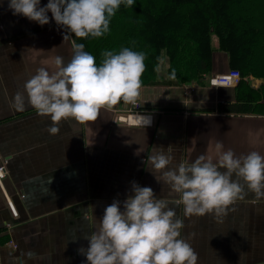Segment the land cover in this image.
I'll use <instances>...</instances> for the list:
<instances>
[{
	"label": "crops",
	"instance_id": "0c3cea01",
	"mask_svg": "<svg viewBox=\"0 0 264 264\" xmlns=\"http://www.w3.org/2000/svg\"><path fill=\"white\" fill-rule=\"evenodd\" d=\"M47 2L41 0V6ZM8 4L0 0V155L7 163L0 182V264H88L78 252L89 245L83 237L114 199L131 194L133 181L169 202L184 220V238L195 234L189 243L198 264H264V198L249 192L222 219L212 214L185 218L179 194L151 172L148 160L154 146H171L175 164H191L201 155L216 163L218 142L221 152L232 150L237 157L253 151L264 155V99L243 103L236 100V86L208 85V76L232 65L216 39L202 83L143 86L141 107L154 112L152 124L137 126L130 114L114 122V112L102 109L96 121L69 118L52 135L50 117L38 115L27 102L22 111L12 103L38 69L56 72L57 56L65 65L70 62L72 39L64 40L57 25L18 37L40 24L13 15ZM232 103L250 107L237 113L220 108ZM126 107L123 101L116 105L117 110Z\"/></svg>",
	"mask_w": 264,
	"mask_h": 264
},
{
	"label": "clouds",
	"instance_id": "9594fccd",
	"mask_svg": "<svg viewBox=\"0 0 264 264\" xmlns=\"http://www.w3.org/2000/svg\"><path fill=\"white\" fill-rule=\"evenodd\" d=\"M121 4L131 7L134 0H48L45 6H41V0H9L8 7L13 15H22L41 26L49 24L51 13V19L64 29L63 39L69 40L70 34L86 38L107 33L110 18ZM72 49L69 63L65 65L57 56L56 72L38 69L12 103L22 111L27 102L38 115L50 117L48 131L52 135L60 132L62 121H96L102 109L112 110L121 101L135 106L142 94L143 53L129 48L118 54L106 51L98 66L83 43L73 41ZM164 63L160 59L155 71L161 72ZM175 77L173 69L170 78ZM133 119L137 126L151 122L140 114ZM215 147L219 154L216 163L201 155L191 164H175L171 146L167 150L154 146L148 157L151 172L158 173L163 185L179 194L185 218L212 214L222 219L229 207L249 192L264 198V155L253 151L237 157L232 150L221 152L222 143ZM52 179L51 176L49 185ZM169 205L151 187L133 181L131 194L123 201L114 199L98 223L95 219L94 229L83 237L89 245L80 247L79 254L86 256L88 264H198V253L189 243L195 234L182 236L184 220Z\"/></svg>",
	"mask_w": 264,
	"mask_h": 264
},
{
	"label": "trees",
	"instance_id": "16d2710c",
	"mask_svg": "<svg viewBox=\"0 0 264 264\" xmlns=\"http://www.w3.org/2000/svg\"><path fill=\"white\" fill-rule=\"evenodd\" d=\"M55 25L53 20L23 31L18 37ZM70 35L72 42L85 45V51L94 55L98 66L106 51L118 54L129 48L143 53V86L202 83L211 67V41L215 38L217 49L225 52L232 64H238L244 75L262 79L258 89H254L237 69L241 79L236 86V100L244 103L264 99V0H134L131 7L120 5L104 35ZM161 53L168 62L162 77L155 71ZM173 69L175 79L170 78ZM243 103L220 108L237 113L249 109L250 104Z\"/></svg>",
	"mask_w": 264,
	"mask_h": 264
},
{
	"label": "built area",
	"instance_id": "2783aa9c",
	"mask_svg": "<svg viewBox=\"0 0 264 264\" xmlns=\"http://www.w3.org/2000/svg\"><path fill=\"white\" fill-rule=\"evenodd\" d=\"M241 79V75L237 69H229L225 73L222 74H215L208 76L207 82L210 87H234L237 86ZM114 112V122H121L124 121V115L135 116L136 114H140L145 117L150 118V124L153 123V113L150 110H144L141 107V100L139 99L138 104L133 106L128 104V107L122 110L112 109ZM158 113V112H157ZM7 172V163L6 160L0 155V182L5 177ZM8 207L13 215H16V212L12 206L11 202H8Z\"/></svg>",
	"mask_w": 264,
	"mask_h": 264
},
{
	"label": "rangeland",
	"instance_id": "374dc122",
	"mask_svg": "<svg viewBox=\"0 0 264 264\" xmlns=\"http://www.w3.org/2000/svg\"><path fill=\"white\" fill-rule=\"evenodd\" d=\"M160 59H163L165 61V63L163 65H161L162 71L161 72H157L158 75L160 77H162V76H165V74H166L165 71H166V69L168 67V62H167V56L164 53H161ZM158 63H159V61H158ZM231 68H236V69L241 70L240 66L238 64H236V63L232 64ZM210 70H211V67H210ZM210 70H209V72H210ZM241 73L244 75L242 70H241ZM244 76H246L245 78H247L248 83H250L252 85L251 87H254V88H256L258 84H260V83H258L259 81L262 82V79L260 77H257V76L254 77L252 75H244ZM236 90L239 91V88L235 87V94H236Z\"/></svg>",
	"mask_w": 264,
	"mask_h": 264
},
{
	"label": "water",
	"instance_id": "95a60500",
	"mask_svg": "<svg viewBox=\"0 0 264 264\" xmlns=\"http://www.w3.org/2000/svg\"><path fill=\"white\" fill-rule=\"evenodd\" d=\"M116 108V106H114V108L113 109H115Z\"/></svg>",
	"mask_w": 264,
	"mask_h": 264
}]
</instances>
